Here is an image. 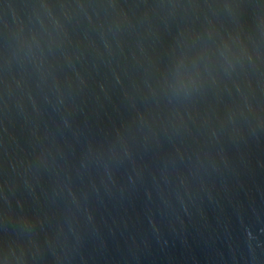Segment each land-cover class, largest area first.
I'll return each instance as SVG.
<instances>
[{
  "label": "water",
  "instance_id": "95a60500",
  "mask_svg": "<svg viewBox=\"0 0 264 264\" xmlns=\"http://www.w3.org/2000/svg\"><path fill=\"white\" fill-rule=\"evenodd\" d=\"M0 264H264V0H0Z\"/></svg>",
  "mask_w": 264,
  "mask_h": 264
}]
</instances>
